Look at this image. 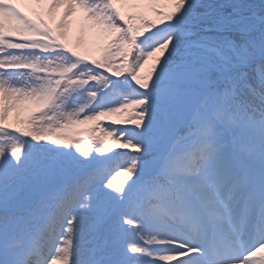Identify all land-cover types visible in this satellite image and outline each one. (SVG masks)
Segmentation results:
<instances>
[{"label":"snow or ice","instance_id":"obj_1","mask_svg":"<svg viewBox=\"0 0 264 264\" xmlns=\"http://www.w3.org/2000/svg\"><path fill=\"white\" fill-rule=\"evenodd\" d=\"M0 264H264V0H0Z\"/></svg>","mask_w":264,"mask_h":264}]
</instances>
